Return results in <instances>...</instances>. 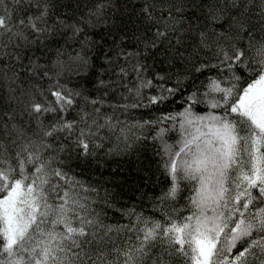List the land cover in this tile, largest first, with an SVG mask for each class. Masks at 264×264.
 Returning a JSON list of instances; mask_svg holds the SVG:
<instances>
[{
	"label": "snow or ice",
	"instance_id": "obj_1",
	"mask_svg": "<svg viewBox=\"0 0 264 264\" xmlns=\"http://www.w3.org/2000/svg\"><path fill=\"white\" fill-rule=\"evenodd\" d=\"M130 3L0 0V264H264V0Z\"/></svg>",
	"mask_w": 264,
	"mask_h": 264
},
{
	"label": "trees",
	"instance_id": "obj_2",
	"mask_svg": "<svg viewBox=\"0 0 264 264\" xmlns=\"http://www.w3.org/2000/svg\"><path fill=\"white\" fill-rule=\"evenodd\" d=\"M152 0H131V3L128 5V7H135L137 11L140 10V8L145 4V3H151ZM86 11V9H84ZM159 11V9H158ZM164 15H167V12L165 11L163 13ZM193 13L191 10L188 11V15H192ZM92 33L89 32L88 35H91ZM98 38V37H97ZM123 47L130 48L131 47V42H129L126 45H122ZM202 55H206V53H202ZM100 61H97V65L99 67ZM149 63H151V60H149ZM179 67V65H177ZM164 70H168V66L164 65L163 66ZM99 74V73H98ZM103 79L105 80H110V79H115L114 76L110 77L108 75L102 76ZM102 91H104L102 89ZM123 91L121 88H116L115 86H111V91L109 93V102L110 104L113 105H119L124 103L125 101L121 98L120 93ZM177 100V104H178ZM177 105L173 104L171 106L169 105H162L161 108L163 111H171L174 109ZM103 111L105 112H110L112 111L111 108L108 106H105ZM119 112V109L116 110ZM144 114L145 118H147V113L143 109H138V110H132L130 113L127 115L129 118L136 116L138 117L139 115ZM155 114V111L153 112ZM71 118V117H69ZM120 119H124V116H121ZM172 138H175V134L172 133ZM111 147V144H109L107 141L103 143V148L102 151H107V149ZM147 156H152V151L149 150L146 153ZM106 162L103 167H98L95 164L93 165L94 170H90L86 166H82L76 161H73L72 163V169H73V175L78 176L82 181H87L88 184L91 186L95 187L97 184H100L102 182L103 178H109L110 173L116 169V164L119 162L123 166L122 160L119 157H107L105 158ZM125 171L127 169L125 168ZM162 180V178H161ZM104 188L108 189H116L117 191L121 192V194L117 197L119 203L116 204L115 208H109L107 205L103 203V189L99 192V197L100 199L97 200L96 207L98 210H103L104 212L107 213L108 215V220L106 221L107 223H127V219H121L119 212L117 209L119 208H131L134 204L135 205H140L146 212V214H151L152 213V206L148 202L147 196L144 197L143 202L141 201L139 193L135 192L132 190V188L128 187L127 185L123 186L122 191L120 189L116 188V185L113 183L105 184L103 185ZM143 190L151 196H159L161 188L163 187L162 183L160 181H156L154 183L148 184L146 187L141 185ZM141 207H137V211L141 210Z\"/></svg>",
	"mask_w": 264,
	"mask_h": 264
}]
</instances>
